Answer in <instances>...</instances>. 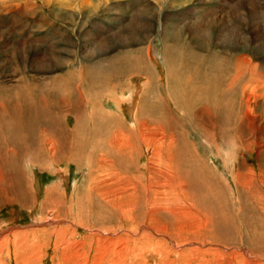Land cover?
Returning <instances> with one entry per match:
<instances>
[{"label": "rangeland", "instance_id": "1", "mask_svg": "<svg viewBox=\"0 0 264 264\" xmlns=\"http://www.w3.org/2000/svg\"><path fill=\"white\" fill-rule=\"evenodd\" d=\"M175 50L195 89L186 111L179 112L190 115L186 117L192 127L199 128L183 125L176 112L167 118L169 127L183 126L188 142L198 148L202 166L223 177L212 182L220 193L226 187L235 195L232 178L246 167L243 172L249 170L251 177L245 186L253 190L247 195L261 199L262 204L253 203L264 208L255 162L264 150L257 145L261 134H253L248 146L241 147L236 138V143L229 142L214 134L218 154L207 118H198L204 103L198 105L195 97L206 89L202 82L223 86L237 76L241 86L261 90L264 0H0V91L10 94L18 86L35 91L36 83L50 87L56 78L75 73L74 83L93 80L96 89L91 105L85 95V101L77 102L81 120L96 103L99 116L109 113L120 123L106 138V150L102 145L98 150L106 163L94 159L92 164H73L66 161L68 155L46 156L43 150L45 162L37 165L31 159L43 149L42 139L20 149L25 156L23 161L17 153L22 160L19 182L25 180L27 186L22 196L13 185L9 163L4 166L0 158V264H264V238L253 239L244 229L239 232L238 222L225 228V234L213 233L204 214L191 204L183 181L168 169L174 163H165L171 151L168 125L161 120L162 126H151L143 122L146 117L139 124L135 110L129 111V105L134 102L136 107L143 100L148 81L154 93L168 98L167 70ZM115 67L113 76L105 79ZM144 70L150 71L151 79ZM236 88L227 96L237 98ZM52 112L66 129L81 117H65L54 108ZM254 112L260 114L256 107ZM138 126L147 129L146 137ZM121 145H127L125 151H120ZM109 147L113 151H107ZM257 213L254 224L261 229L264 211L259 208ZM261 233L263 237L264 230Z\"/></svg>", "mask_w": 264, "mask_h": 264}, {"label": "bare ground", "instance_id": "2", "mask_svg": "<svg viewBox=\"0 0 264 264\" xmlns=\"http://www.w3.org/2000/svg\"><path fill=\"white\" fill-rule=\"evenodd\" d=\"M169 53H171V50ZM140 60L141 59H139V61ZM244 60L246 61V59ZM244 60L241 61L243 62ZM241 61L239 62L241 63ZM170 66L171 67L167 70V81L165 84V94H167L166 97L168 96V98H162V96L160 97L158 93H154L153 87L151 85L152 82L148 81L146 83L148 85V88L145 85V88L143 90V100H141V102L139 101V104L136 107L134 102L129 105V111L134 114L135 110L136 113L134 115V118L138 120L139 124L141 123L140 121H143L142 117H146V120H144L143 122L151 126H162L161 120H163L162 123L164 125L166 124L165 126L168 125L167 127L169 130V134L167 133V136L170 139L171 151L168 155L169 158L164 161L168 164L174 163V165H172L168 169L176 176V178H181V180L183 181L184 191L193 202H191V204H194L197 210L200 213L204 214L207 222L212 225L209 228L210 231H213L214 233L215 231L219 230L221 234H225L238 222L240 226H237L239 228V232L240 229H244L242 231H246V233L249 234V236H251L253 239L264 238V236H261L263 234L261 232L264 230V223L261 224V229H257V225L254 224V220L256 219L255 213L258 215L257 212H259V208H262L263 211L264 208L261 206L258 208L259 205H257V203H253V201L262 204V200H256L255 198L248 196V193L253 194V190L252 187L245 186V183L248 182V178L251 177L249 170L247 173L243 172L247 168L242 165L243 168L238 173V178H232L235 189L231 190L234 191L235 195L230 194L229 190L226 187L225 189L222 188V193H220L212 182L214 178H217L221 181L223 180V177L218 176L217 173H214L210 169L204 168L202 166L198 148H194V146H192L193 144L191 145L188 142V134L183 133V126L179 124V127H174L175 129H172L173 126L169 127L171 122H168V116H172L171 112H176L179 116V111H186V108L188 106V98L195 90L193 85L189 84L191 81V77H188V75L184 73V69L187 65L186 63L182 62V55L178 54L176 50L173 52V57L170 60ZM117 68L115 67L110 69L108 72L109 76H104V78L107 79L111 75L113 76L112 73L115 72ZM125 70L127 69L125 68ZM195 70H197V68ZM105 71L106 70L102 72L101 70H99L100 73H104ZM148 71L149 70H144L143 72L150 75V71ZM94 73H96V71H94ZM195 73L196 76L200 78L201 74L199 73V71H195ZM242 74L244 75V72ZM76 77L77 76L75 73H67L56 78V80L52 82L50 87H47L46 82H42L39 84L36 83V85L34 84V86L36 87L35 91L25 86L16 87L12 91L14 94H9L7 90L0 91V158H2L1 162L4 166L9 163L10 174L13 175L12 179L15 180V184L13 185L16 186V190L19 194H21V196V190L27 186L23 183V181L25 182V180L19 182L22 172L18 165H21L20 162H22V160L17 159V153L20 154V157L22 156V159L24 161L25 155L24 153H22V151H20V149H23L26 145L28 146V144L35 146L38 139L39 141H41V139L43 140V145L42 143L40 145L43 149H38V152L31 159V162L34 160V163L37 165H42L45 162L44 159L41 160L42 157L40 156L43 150H45V152L47 153L46 156H49L50 154H57L61 157H65L66 155H68L66 157V161L73 164H76V162L78 164L83 163V161H89L92 164V161L94 159L96 160L95 162L97 164L98 162L106 163V160H103V154H99L98 150L100 151V147L102 146L103 150H106V138L110 135V132L114 131L115 128H120V123H118V120L113 118L109 113L99 116L102 112H99V109L95 105L96 103L94 104V102L92 103L94 104L92 110L88 112V114H85L86 120H81L82 118H84V115L79 111L76 105L80 101H85V97L87 104H89L88 102L89 100H91V98L94 97L92 94H95L93 92H96V89L93 87L94 83L92 86L93 80H90L88 84H83L82 82L74 83L73 79H75ZM97 77L98 75L96 76V78ZM148 78L151 79V75L148 76ZM239 78L240 76H237V78H233L231 80L229 79L230 81L226 79L225 82L222 80L224 82L223 86H217L216 84L209 85V83L206 84L202 82L206 85V89L202 90L199 88L200 90L199 92L197 91L198 93L195 96L197 101L196 103H198V105L204 103V107H202V110L200 111L202 114H198V118H207V124L211 127L210 138H212L214 147L216 148L215 151H217L218 154H220V151L217 147L218 142L214 141L213 138L214 134L217 135V133L218 135L227 137L228 140L230 139L229 142H235L236 138L240 147L248 146V142L253 134L257 135L258 133H260L262 137L260 140H258L257 145L259 146V148L264 147V85L262 86V88H260V91L256 90V85L255 88L253 86V88L250 87L248 90V87L238 84L237 80ZM251 79L252 78L248 79V84H250ZM236 87H239L238 90L240 95H238V97L234 99L233 97H229L230 95L227 96L231 92L237 91ZM98 92L100 93V91ZM74 93L76 97H74ZM93 100H91L90 102H92ZM127 101L129 103L128 99ZM257 101H259L261 105L252 106V104H256ZM56 104H58L59 107H52V105ZM239 105L240 109L238 108ZM255 107L256 110H258L260 114H262V116L260 114L257 115V113L254 112ZM53 108L59 110V113H61L62 115L64 114L65 117L72 116V114H78L81 116L78 117L80 120L78 119L79 121L77 120L72 128L66 129V124L63 126L61 121L53 116ZM73 108H76L77 110H73ZM86 108H88V106H86ZM199 108L197 110H199ZM35 110L36 115H33V112ZM27 113H30V116H25V114ZM185 114H180V118L183 119V125L191 127L192 129H198L199 125L197 124L195 125L196 127H192V123L190 122L189 118H187L190 115L188 116V114ZM246 117H248L249 119ZM260 117H262V119ZM96 119H99V124L97 123ZM244 121H248V124H246L247 122ZM177 128L178 130H176ZM138 129L143 130L144 137H146V134L144 132L147 131V129L142 126H138ZM248 130L250 131V133H248ZM9 132L13 133L4 138L3 136L5 134H9ZM244 133H248V138L246 137V135H244ZM116 140L117 139H115V142ZM17 148L19 151L17 150ZM88 148L91 151H87L86 149ZM126 148L127 145H121L120 151H125ZM108 150L113 151V148L109 147L107 151ZM199 151L200 153H203L202 150ZM1 156H4L6 159ZM256 158V168L259 171V175L256 176V180L262 188L261 191H263V149L257 153ZM233 161L237 162L235 160ZM233 161L232 163H234ZM11 163L13 164L12 167ZM228 165L229 167H231L230 164H227L226 162L227 167ZM11 172H14V174L18 173V175L14 177V174ZM241 191L243 192V195L241 194ZM243 200H247L248 202L245 203L243 202ZM235 204L237 205L234 207ZM231 207H234L233 210H236V216H234L235 214L232 215ZM225 228L228 229L226 230V232ZM251 237H249V239ZM3 242L4 241H2V244Z\"/></svg>", "mask_w": 264, "mask_h": 264}]
</instances>
